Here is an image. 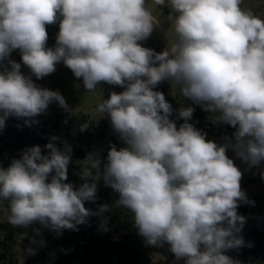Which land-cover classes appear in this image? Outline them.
Wrapping results in <instances>:
<instances>
[{"label":"clouds","instance_id":"clouds-1","mask_svg":"<svg viewBox=\"0 0 264 264\" xmlns=\"http://www.w3.org/2000/svg\"><path fill=\"white\" fill-rule=\"evenodd\" d=\"M165 6L166 0H153ZM243 0H167L175 14L174 39L162 52L143 47L158 20L147 0H0V129L9 117L27 126L57 102L71 111L58 90L38 87L10 59L21 60L37 80L63 63L82 80L86 92L105 83L120 86L97 105L100 117L126 145H111L106 162L89 152L73 161L66 140L51 136L44 146L23 150L0 168V203L15 228L34 224L61 235L77 231L91 216L108 231L113 207L128 210L148 246H169L185 264H238L227 251L240 249L249 203L241 188L243 173L229 158L232 150L249 167L264 161V18L242 7ZM59 24L55 46L47 47V25ZM168 80L180 96L199 104L217 124L234 132L218 145L189 123L192 107L177 110L184 122L169 119L173 108L155 90ZM83 181H68L70 164ZM264 177V172L261 173ZM118 193L115 205L93 211L98 182ZM23 232L37 254L46 242Z\"/></svg>","mask_w":264,"mask_h":264},{"label":"trees","instance_id":"trees-1","mask_svg":"<svg viewBox=\"0 0 264 264\" xmlns=\"http://www.w3.org/2000/svg\"><path fill=\"white\" fill-rule=\"evenodd\" d=\"M48 42L47 47H54L56 37L59 32V24L47 25ZM10 59L21 64V72L25 76H30L33 82L40 86L30 70L23 65L19 50H14L10 54ZM172 105L173 112L169 119L173 120L177 127L184 121L178 118L177 110L183 105L180 101L171 99L167 101ZM46 112L35 117L37 123L27 126L24 119L9 117L5 127L0 129V168H7L13 159H19L26 148L39 145L42 154H47L44 147L51 136L60 137L66 140L72 147L73 161L82 160L87 153L94 152L99 154L102 162H106L108 151L111 145H115L119 150L126 145L118 138L109 119L94 121L85 113L70 114L63 113L57 116L50 127L44 125ZM209 112H206L198 104L194 107V112L189 123L206 134V139L216 142L219 145L220 130L208 126ZM79 166L75 163L70 164L68 181L78 187L83 181L80 179ZM264 185V178L261 179ZM111 189V188H110ZM112 190V189H111ZM118 193L113 194L103 181L98 182L97 199L95 203L85 202V206L96 211L101 204L115 205ZM7 208V202H3ZM238 215L245 217V223L239 235L245 241V246L240 249L227 251L234 261L238 264H264V205L257 210H249L243 205L237 208ZM110 217L108 221V231L100 228L99 218L91 216L84 225H79L77 231L63 230L57 236L55 232L40 228L39 224H34L28 229L15 228L7 222L0 224V242L11 245L20 239L22 246L30 244L28 238H22L23 232H28V236H35L33 229L40 228V235L37 239L46 242L47 251L60 255L52 264H79L88 262L89 264H107L108 260L115 257L119 264H154L153 255L155 252L165 254L164 247L148 246L144 238L138 234V229L134 226L133 215L125 209L113 207V211L106 213ZM115 233H114V231ZM73 248L70 253L64 254L68 249ZM0 264H19V261ZM160 264V263H158ZM164 264H171L168 260Z\"/></svg>","mask_w":264,"mask_h":264},{"label":"rangeland","instance_id":"rangeland-1","mask_svg":"<svg viewBox=\"0 0 264 264\" xmlns=\"http://www.w3.org/2000/svg\"><path fill=\"white\" fill-rule=\"evenodd\" d=\"M147 6L153 16L158 20V25L154 28L148 39L140 41L139 43L141 46L153 49L155 52L159 53L164 51L171 40L174 39L172 25L175 14L170 7L167 6V0L163 7L155 5L153 0H147ZM242 7L264 18V0H243ZM47 43L49 45L48 41ZM40 86L41 88L58 90L71 108V111H65L59 107L57 102L51 103L46 110V118L43 121L44 125L48 127L51 126L57 116L63 113H85L94 121L108 119L107 117H100V114L96 110L98 103L102 98L107 99L110 92L115 91L120 93L124 90V88L120 86L101 83L97 86L95 92H86L82 80L75 78L71 70L65 67L62 62L57 64L56 71L53 74L41 78ZM155 90L162 92L165 95L166 101L171 99L178 100L183 107H192L194 109V107L198 105L180 96L179 88L172 86L168 80L162 81L157 85ZM212 115L213 114L209 113L208 126L220 130V145L225 142V137L232 135L234 129L230 125L215 123L212 120ZM227 155L229 158L233 159L234 163L243 173L241 188L245 191L249 203H240V205L247 207L251 211L260 209L264 205V185L261 181V179L264 178L261 176V173L264 172V161H262L259 166L249 167L246 163H243L232 150H229ZM108 190L113 194L116 193L110 188H108ZM7 215L8 208L4 204H0V224L7 222ZM29 246L30 244L22 246L20 239L8 246L4 244L2 240V242H0V256L4 258L1 259V262L9 263L19 261V264H52L60 258V255H56L53 252L49 253L46 246L39 247L38 245H31L38 249L37 254L27 255L24 250ZM162 247L165 248V254L155 252L153 255L154 264H164L168 260H171V264H185L184 259H176L174 254L169 250L167 244H164ZM72 251L73 248H70L65 251L64 254ZM73 264L79 263L74 262ZM81 264L89 263L83 262ZM107 264H119V260L113 257L108 260Z\"/></svg>","mask_w":264,"mask_h":264}]
</instances>
